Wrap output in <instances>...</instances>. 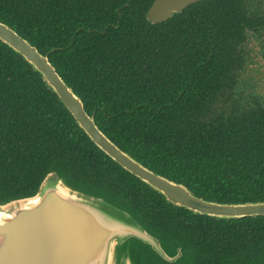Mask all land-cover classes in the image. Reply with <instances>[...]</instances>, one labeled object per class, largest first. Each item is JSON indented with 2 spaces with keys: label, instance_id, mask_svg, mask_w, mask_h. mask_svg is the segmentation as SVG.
Listing matches in <instances>:
<instances>
[{
  "label": "trees",
  "instance_id": "obj_1",
  "mask_svg": "<svg viewBox=\"0 0 264 264\" xmlns=\"http://www.w3.org/2000/svg\"><path fill=\"white\" fill-rule=\"evenodd\" d=\"M154 1L0 0V20L50 53L99 127L152 170L215 201L264 200V95L256 92L264 65L249 47L263 17L245 10L250 0H202L151 24ZM52 170L150 229L175 230L184 212L206 217L170 205L112 162L0 42V201L33 196ZM207 219L233 232L227 241L264 245V216ZM187 232L192 248L202 245Z\"/></svg>",
  "mask_w": 264,
  "mask_h": 264
},
{
  "label": "water",
  "instance_id": "obj_2",
  "mask_svg": "<svg viewBox=\"0 0 264 264\" xmlns=\"http://www.w3.org/2000/svg\"><path fill=\"white\" fill-rule=\"evenodd\" d=\"M202 0H155L146 14L161 24ZM0 42L40 75L91 142L167 203L217 220L264 216V200L220 202L155 172L117 145L97 124L82 98L57 72L49 55L0 20ZM150 246V252L145 247ZM161 241L131 210L105 194L69 182L50 171L30 197L0 201V264H157L153 254L175 264Z\"/></svg>",
  "mask_w": 264,
  "mask_h": 264
},
{
  "label": "flooded vegetation",
  "instance_id": "obj_3",
  "mask_svg": "<svg viewBox=\"0 0 264 264\" xmlns=\"http://www.w3.org/2000/svg\"><path fill=\"white\" fill-rule=\"evenodd\" d=\"M244 5L247 12L256 13V16L263 17L258 31L256 30V33L252 32L254 36H258V39L255 43H250L249 47L253 52H258L261 55L258 60H264V0H250L245 2ZM255 47H258V49L256 50ZM162 216L167 218L168 211L166 214V210H164ZM180 218V224L175 230H169L174 229V227L166 226L165 222H152L154 227L152 229L148 227L151 234L168 248L170 255L174 256L179 251L181 257L175 264H264V245L262 243L256 247L255 242L247 239L248 242L252 243L251 247L255 248L248 249L244 241L234 243L232 240L227 241V236L233 232L230 229L224 230L223 225L217 223L213 218V221L208 220V217L196 219L187 212H184ZM190 228L191 231L196 232L197 241H203L202 245L197 242L196 248L191 246L193 237L189 236L187 232ZM225 245L227 247L223 249ZM198 249H203V251L198 253ZM146 250L150 252V246H147ZM229 256H233L232 259H229ZM155 259L160 264H171L156 254Z\"/></svg>",
  "mask_w": 264,
  "mask_h": 264
},
{
  "label": "rangeland",
  "instance_id": "obj_4",
  "mask_svg": "<svg viewBox=\"0 0 264 264\" xmlns=\"http://www.w3.org/2000/svg\"><path fill=\"white\" fill-rule=\"evenodd\" d=\"M255 49L257 50L258 47H255ZM259 65H264V60L263 59H259ZM258 82L260 83V87L257 88V93L264 95V71L262 74L258 75Z\"/></svg>",
  "mask_w": 264,
  "mask_h": 264
}]
</instances>
